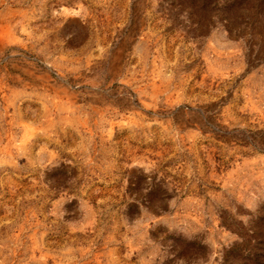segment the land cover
Here are the masks:
<instances>
[{
    "label": "rangeland",
    "instance_id": "374dc122",
    "mask_svg": "<svg viewBox=\"0 0 264 264\" xmlns=\"http://www.w3.org/2000/svg\"><path fill=\"white\" fill-rule=\"evenodd\" d=\"M0 264H264V0H0Z\"/></svg>",
    "mask_w": 264,
    "mask_h": 264
}]
</instances>
